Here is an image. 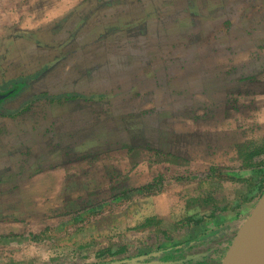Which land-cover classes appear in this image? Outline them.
Masks as SVG:
<instances>
[{"label": "rangeland", "instance_id": "1", "mask_svg": "<svg viewBox=\"0 0 264 264\" xmlns=\"http://www.w3.org/2000/svg\"><path fill=\"white\" fill-rule=\"evenodd\" d=\"M188 2L195 9L206 7L202 0ZM257 10L248 18L259 19L260 30L253 31L246 17ZM228 12L232 21L239 16L241 27L226 30L228 20L224 25L203 24L201 33L215 45V52L222 43L232 54L236 53L232 46L241 45L242 63L218 61L212 69L208 65L213 79L206 92L199 91L204 83L200 76L190 86L188 80L167 85L156 79L159 85L153 89L163 87L164 94L156 91L152 105L133 113L113 105L101 108L96 113L97 131L91 126L93 115L86 112L85 126L77 133L74 124L69 126L71 133H65L56 121L77 105L74 98L61 112L54 111L59 109L55 105L50 112L49 101L36 94L31 103L27 100L23 114L14 110V96L2 102V134L7 125L23 127L17 135L14 127L6 130L10 154L6 161L0 156V164L4 162L10 171L0 184V264H91L111 257L110 249L117 257L133 258L182 241L193 245L175 256L187 260L185 264L222 263L264 192V0H229ZM223 15L215 12L211 19L215 22ZM14 34L0 32V40L4 39L0 45H6L0 48V93L10 87L9 78L19 74L33 78L48 66L40 61L44 53L35 54L26 45L7 47L5 40ZM49 36L39 35L51 42ZM185 42H177L179 49ZM186 46L179 51L181 56L198 55L199 50ZM146 51L154 56V50ZM21 56L23 66L13 72L11 61ZM224 66L227 75L215 76ZM45 87L33 84V93ZM172 89L177 96L167 106L161 100ZM133 92L139 93L133 89L120 98L141 108L146 97L140 101ZM157 136L159 143L154 141ZM31 146L35 154L50 146L55 152L52 158L31 157ZM23 147L27 152L20 154ZM64 152L68 162L62 160ZM32 161L40 163L30 166ZM150 262L171 263L165 256Z\"/></svg>", "mask_w": 264, "mask_h": 264}, {"label": "crops", "instance_id": "2", "mask_svg": "<svg viewBox=\"0 0 264 264\" xmlns=\"http://www.w3.org/2000/svg\"><path fill=\"white\" fill-rule=\"evenodd\" d=\"M188 1L196 0H0V32L16 33L11 39L5 40L7 47L20 49L26 45L35 54L44 53V59L40 61L48 64L42 71L43 76L39 73V76L27 78L19 74L17 77L9 78L11 79L10 87L0 93V95L8 94L1 99L2 102L13 99L16 104L14 110L18 111V114H23L27 100L29 99L31 103L32 95L36 94L49 101L50 112L53 110V105L55 108L59 106V109L54 110L55 112H61L64 110L63 105H72L71 99L74 98L77 105L80 102L81 109L74 103L73 108L57 116L56 121L61 131L66 130L65 133H71L69 126L74 124L77 133L79 127L85 126V119L82 118L86 112L93 115L91 126L97 131L100 126L96 125L98 121L96 113L102 112L101 108L113 105L118 108L123 107L121 110L125 112L133 113L144 110L148 104L152 105L150 99L157 97L156 91L160 90V95L164 94L163 87L158 86L153 89L155 85H159L155 84L156 79L167 82V85L169 81L181 84L188 80L190 86L195 77L198 79L200 76V82L204 83H200L199 91L206 92L212 86L209 81L213 79L207 72L208 65L212 69L213 63L218 61L220 65H223V63L239 64L242 60H239L238 51L241 48L238 46L241 47V45L238 43H236L237 47L232 46L236 48V53L233 52V54L227 49L229 46L225 47L223 43V45L220 44L218 52L213 51L215 45L206 36L204 38L202 36L203 24L224 25L230 20L229 25L226 24V30L241 27L242 24H240L239 16L231 20L228 12L229 0H220V4L216 2L219 0H202L206 7L199 9H195ZM258 11H252L246 17V23L253 31L260 30L259 19L248 18L253 17V13L256 14ZM215 12H220L221 15L227 14L218 18L214 17L216 20L213 22L211 17ZM242 23L244 25L243 21ZM72 32L73 34L69 35ZM43 33L45 36L52 35L51 42L40 40L39 35ZM32 35L37 37L33 38ZM144 39H151L154 42L151 43L152 45H144ZM180 39H185L187 42L179 49L177 42L180 43ZM190 45L192 50H199L198 55L181 56L179 51ZM4 46L6 47L1 44L0 48ZM145 47L154 50V56H148L149 53ZM203 49V54H199ZM224 53L226 56L221 55ZM22 60L23 56L11 61L13 72L21 70ZM226 72L227 69L224 66L219 72H215V76L222 79L227 75ZM39 83L46 87L42 92L33 93L35 92L33 84ZM132 88L139 91L132 94L135 93L140 101L146 97L141 108H136L131 99L125 102V99L120 98L121 95L125 97L131 95L128 93L133 91ZM197 90L191 91L195 94ZM175 95L173 89L172 92L167 91L164 95L167 98H163L162 103L166 102L167 106H170V102L174 104ZM12 96L14 97L11 99ZM171 96L172 99L169 100ZM15 97L18 99L15 100ZM172 106L174 109L175 105ZM155 111H159L158 106ZM50 116L51 119L54 117L52 113ZM87 122L86 126L90 124L89 120ZM22 127L19 124L7 125L5 132L13 128L14 134L17 135ZM1 128H4L2 124ZM5 132L2 134L0 130V156H4L3 159L6 161L8 157L5 155L10 154V150L7 149L10 143L4 138ZM159 138L154 141L159 143ZM2 139L6 141L1 143ZM16 142H19V138ZM22 149L20 154L27 152L26 147ZM32 150H35V147L29 153L31 157L39 155L41 158L43 156L52 158L55 152L53 146L43 148L44 153L35 154L36 151ZM64 155L62 160L68 162L70 157L66 155V152ZM37 163L40 162L32 161L30 166H37ZM8 170L4 162L0 164V184L4 182V174L10 172ZM36 170L39 171V167H36ZM67 174L68 171H65L64 175ZM70 174L78 176L75 172ZM56 175L62 176V173Z\"/></svg>", "mask_w": 264, "mask_h": 264}, {"label": "water", "instance_id": "3", "mask_svg": "<svg viewBox=\"0 0 264 264\" xmlns=\"http://www.w3.org/2000/svg\"><path fill=\"white\" fill-rule=\"evenodd\" d=\"M7 95H0V100ZM221 264H264V192Z\"/></svg>", "mask_w": 264, "mask_h": 264}, {"label": "trees", "instance_id": "4", "mask_svg": "<svg viewBox=\"0 0 264 264\" xmlns=\"http://www.w3.org/2000/svg\"><path fill=\"white\" fill-rule=\"evenodd\" d=\"M261 147L260 145H258ZM193 247L192 241H182L175 243L171 246L165 247L163 249H160L158 251H153L148 254H142L138 255L136 257H129V256H122L117 257L118 255H115L117 253L113 252L112 249L109 250L108 254L109 258L100 257L96 262L91 264H157V263H151L150 261L154 260L158 256H165L171 263L168 264H185L188 261L184 258H177L175 257L178 254H182L186 252L187 248ZM114 255L115 257H112Z\"/></svg>", "mask_w": 264, "mask_h": 264}, {"label": "flooded vegetation", "instance_id": "5", "mask_svg": "<svg viewBox=\"0 0 264 264\" xmlns=\"http://www.w3.org/2000/svg\"><path fill=\"white\" fill-rule=\"evenodd\" d=\"M1 103H2V100H0V105H1Z\"/></svg>", "mask_w": 264, "mask_h": 264}]
</instances>
